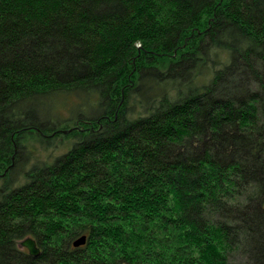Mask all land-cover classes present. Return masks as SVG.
<instances>
[{
  "label": "trees",
  "instance_id": "obj_1",
  "mask_svg": "<svg viewBox=\"0 0 264 264\" xmlns=\"http://www.w3.org/2000/svg\"><path fill=\"white\" fill-rule=\"evenodd\" d=\"M0 264H264V0H0Z\"/></svg>",
  "mask_w": 264,
  "mask_h": 264
},
{
  "label": "water",
  "instance_id": "obj_2",
  "mask_svg": "<svg viewBox=\"0 0 264 264\" xmlns=\"http://www.w3.org/2000/svg\"><path fill=\"white\" fill-rule=\"evenodd\" d=\"M86 240H87L86 236H81L76 239V241L73 243V246L76 247V246L84 245ZM21 245L24 246L28 250L29 255L32 257L33 256L38 257L41 254L36 241L31 237H26L22 239Z\"/></svg>",
  "mask_w": 264,
  "mask_h": 264
}]
</instances>
